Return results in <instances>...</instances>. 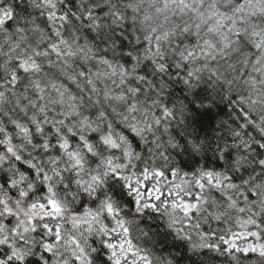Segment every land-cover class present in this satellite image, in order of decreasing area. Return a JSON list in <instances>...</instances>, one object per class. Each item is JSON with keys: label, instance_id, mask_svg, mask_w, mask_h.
Segmentation results:
<instances>
[{"label": "clouds", "instance_id": "9594fccd", "mask_svg": "<svg viewBox=\"0 0 264 264\" xmlns=\"http://www.w3.org/2000/svg\"><path fill=\"white\" fill-rule=\"evenodd\" d=\"M0 264H264V0H0Z\"/></svg>", "mask_w": 264, "mask_h": 264}]
</instances>
